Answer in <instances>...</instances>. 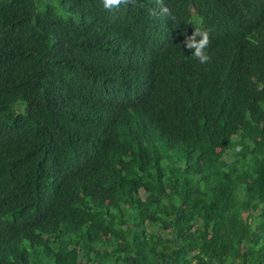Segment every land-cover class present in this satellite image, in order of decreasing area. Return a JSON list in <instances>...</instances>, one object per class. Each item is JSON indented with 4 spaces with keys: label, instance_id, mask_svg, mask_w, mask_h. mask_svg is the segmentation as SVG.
<instances>
[{
    "label": "trees",
    "instance_id": "16d2710c",
    "mask_svg": "<svg viewBox=\"0 0 264 264\" xmlns=\"http://www.w3.org/2000/svg\"><path fill=\"white\" fill-rule=\"evenodd\" d=\"M164 3L0 0V264H264V0Z\"/></svg>",
    "mask_w": 264,
    "mask_h": 264
},
{
    "label": "clouds",
    "instance_id": "9594fccd",
    "mask_svg": "<svg viewBox=\"0 0 264 264\" xmlns=\"http://www.w3.org/2000/svg\"><path fill=\"white\" fill-rule=\"evenodd\" d=\"M158 7L150 8L149 14L153 17H171L170 8L164 3V0H155ZM102 8L107 12H115L120 7L132 5L136 6L137 0H101ZM187 49L192 51L191 57L199 63L206 64L211 60L206 49L211 43L208 30L196 27L191 35L185 34V39L181 42Z\"/></svg>",
    "mask_w": 264,
    "mask_h": 264
}]
</instances>
